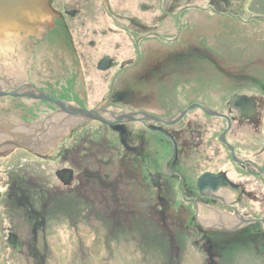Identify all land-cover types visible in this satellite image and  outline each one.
<instances>
[{"label":"flooded vegetation","instance_id":"obj_1","mask_svg":"<svg viewBox=\"0 0 264 264\" xmlns=\"http://www.w3.org/2000/svg\"><path fill=\"white\" fill-rule=\"evenodd\" d=\"M68 21L100 31L62 45L48 37ZM43 44V69H9L44 56ZM56 104L102 110L105 123ZM129 114L140 120L123 121ZM0 115L15 124L0 125V160L19 152L52 164V199L140 205L102 215L103 233L125 224L178 256L193 248L205 264L264 250V0H36L1 10ZM56 183L76 186L62 193Z\"/></svg>","mask_w":264,"mask_h":264},{"label":"rangeland","instance_id":"obj_2","mask_svg":"<svg viewBox=\"0 0 264 264\" xmlns=\"http://www.w3.org/2000/svg\"><path fill=\"white\" fill-rule=\"evenodd\" d=\"M83 15L80 14L81 17ZM213 20L211 19L208 24L213 22ZM96 21L102 20L97 19L94 22ZM107 21L104 20L103 22L110 26ZM67 24L66 27H64L65 25L61 28L55 27V34L52 32L48 37L55 35V38L60 40L56 43L62 45V41L68 43L70 39L78 43L84 38L95 37L91 31H100L94 27L84 33L78 25L70 24L69 21ZM41 48L42 53H45L48 46L43 44ZM47 54L48 52L44 56L38 57L39 59L37 58L30 62H8L9 69L15 70L14 74L17 76H25L26 69L33 70L34 67L43 69L49 59ZM2 121L10 122L0 115V122ZM9 124L15 126L13 123ZM16 153L19 152H15L10 157L0 160V264H37L32 258L35 255L32 252V254L27 253L26 244H29L32 239L30 228L21 216H15L17 221L14 217V215H27V202H29L27 199H32V202H34L33 208L36 213H43L45 208L50 211L49 221L52 220L49 231H47L45 243L40 241L37 248L42 259L39 264H167L168 260L164 254L163 258L159 256L160 259H157L158 252L161 250V248H157V245L161 246L162 243V250H164V253L166 251L163 241L160 239L161 243L157 242L159 239L157 236L156 240H153L152 237L151 241L147 239L148 245L143 242L142 244L137 234L130 230L131 227L115 221H113L115 224L113 233L109 232L105 238L98 234L95 219L100 223L99 217L102 216V213L103 215L105 212L113 213L109 209L111 203L105 205L108 209L98 207L85 213L91 214L90 216H85L86 218L80 216L79 219L81 220L77 226L73 227V223L69 224L68 222L70 221L64 218L65 216L62 213L64 211L61 212L57 206H60L62 200L57 201L56 198L52 199L50 196V194L55 193L49 188L54 183V168L52 164L37 162L35 159L24 155H22L23 158H18L17 156L19 155ZM7 178L11 180L7 181ZM9 182L16 184L7 185ZM18 184H20V187ZM55 185L57 186L58 184L56 183ZM75 186L76 183H73L71 189ZM86 186L88 185L86 184ZM17 188H22L23 190L20 192L15 190ZM71 189L61 187V192L66 193ZM83 191L88 195L84 189L81 190V194ZM22 197H26L27 201L19 202L18 200L22 199ZM77 197L79 198L80 196L77 194ZM28 214L30 213L28 212ZM91 217L92 221L90 222L89 218ZM83 218L86 222H83ZM110 219L109 217L107 220L112 223ZM46 224H48V221ZM5 236L9 237L5 238ZM10 236L14 238H10ZM116 237L121 238L118 243L115 240ZM15 242L18 244L16 247L12 245ZM21 243H23L22 249V246H19ZM174 258L173 264L178 259L179 264H205V262L202 263L203 256L193 248L184 254L181 253L179 258ZM218 264H264V254L263 251L259 252L246 248L232 253L225 261H218Z\"/></svg>","mask_w":264,"mask_h":264},{"label":"trees","instance_id":"obj_3","mask_svg":"<svg viewBox=\"0 0 264 264\" xmlns=\"http://www.w3.org/2000/svg\"><path fill=\"white\" fill-rule=\"evenodd\" d=\"M89 178V186L92 185V183L90 184L91 182V179L90 177ZM15 179V178H14ZM12 181H15V180H12ZM31 181V180H30ZM17 191H22L23 189L20 188V189H15ZM91 197L94 198V195H92ZM26 198V197H25ZM22 197V199H19L18 201H25L26 199ZM70 198V199H69ZM69 198L65 195L63 196H60V200H62V203L58 206V208L64 212H62L64 214V216L66 217V215L70 216V219H71V222L73 223V225H77L79 223V221L81 219H79L80 216H84V218L90 216L91 214H85L89 211H92L93 209H96L98 207H103V209H108L105 205H101L99 203H94V204H91L89 202L86 201V199L84 197H80L78 198L77 196L75 195H71L69 196ZM6 199H8V197H6ZM29 202H27L28 204V210H27V215H14L15 216H21L24 221L28 224V227L30 228V232H31V235H32V239L30 240V243L29 244H26V247H27V253H33V255H35L34 257H32L37 264H39L40 262H42V259L40 258L39 256V251H38V246L40 244V241L43 243H45V239H46V235H47V231H49V227H50V224L52 221H48V224H46V218L49 219V216H50V211H47L46 208L44 209V212L43 213H36L35 209L33 208V204L34 202H32V199H27ZM26 200V201H27ZM58 201V199H57ZM140 208V205L137 203V202H134V203H131V204H123V203H113L111 204L110 206V210H112V212L116 215L118 214H136L138 213V209ZM108 211V210H107ZM28 212L30 214H28ZM113 213H107L105 212L106 215H111ZM81 214H85V215H81ZM52 215V214H51ZM56 215H62V214H56ZM103 215V213H102ZM86 216V217H85ZM64 217V218H65ZM83 218V222H86V220ZM102 217L100 216L99 217V221ZM16 221H17V218L15 217ZM89 221L91 222L92 221V217L89 218ZM95 222H96V225H97V228H98V234L101 235L102 237H106L108 236L109 232H105L101 234V229L102 228H107L101 221L100 223L95 219ZM46 224V226H45ZM108 229V228H107ZM131 231H133L135 234H137V236L139 235V232L138 230L135 228V229H130ZM112 231V229H111ZM140 236V237H139ZM138 237L141 239V243H146L148 245V240L145 239V242H144V239L141 237L143 236V234H140ZM9 237V236H7ZM5 236V238H7ZM135 237V236H133ZM10 238H14L13 236H10ZM120 237H116V241L117 243L120 241ZM123 239V238H122ZM126 240V239H124ZM142 243V244H143ZM12 245H14L15 247L18 245L15 243H13ZM19 246H22L21 249L23 248V243L19 244ZM151 246V245H150ZM30 247V248H28ZM20 248V247H19ZM263 251V254H264V250L262 249H259V252ZM31 253V254H32ZM158 257L157 259H160V258H163V254L164 256L166 257V259L168 260L167 261V264H173V259H175L174 257H178V253H176L175 251H172L170 249H167L164 253V250H160L158 252ZM160 256V258H159ZM43 258V257H42ZM179 260V259H178ZM178 260L174 262V264H179L178 263ZM158 261V260H157ZM157 263V262H156Z\"/></svg>","mask_w":264,"mask_h":264},{"label":"water","instance_id":"obj_4","mask_svg":"<svg viewBox=\"0 0 264 264\" xmlns=\"http://www.w3.org/2000/svg\"><path fill=\"white\" fill-rule=\"evenodd\" d=\"M34 1H36V0H0V11L6 10L8 14H10L11 12H17L20 8H22V6L23 7L27 6L28 3L30 4V7H31L32 3ZM40 7H41V10H43L44 7H46V4L41 1ZM7 23H10V20H8ZM41 32H42V30H40V33ZM28 97H30V95H28ZM41 97L47 100V98L45 96L42 95ZM232 104L235 108L236 104H235L234 99H233ZM56 107L58 109L63 110L64 112L68 113L70 116H73V117H79V118H82L84 120H93V121H99L101 123H105L100 117L102 110L95 109V110H91V111H86V110H83V109H80L77 107L62 109L60 107V105H58V104H56ZM239 108H242V107H239ZM121 118L123 121H139L140 120L139 116L132 115V114L122 115ZM173 158H174V156H173V152H172L171 156L166 161L171 162L173 160ZM166 161H165V163H166ZM205 176L202 178V180L203 179H210V180L220 179V177H217V176L216 177L209 176V175H208V177H205ZM218 181H221V180H218Z\"/></svg>","mask_w":264,"mask_h":264}]
</instances>
